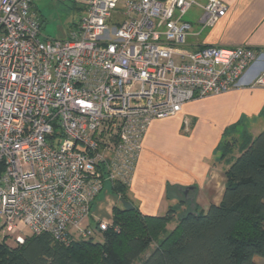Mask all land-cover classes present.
<instances>
[{
	"label": "built area",
	"instance_id": "obj_1",
	"mask_svg": "<svg viewBox=\"0 0 264 264\" xmlns=\"http://www.w3.org/2000/svg\"><path fill=\"white\" fill-rule=\"evenodd\" d=\"M63 40L42 38L33 0H0V218L5 236L62 244L111 229L95 205L131 183L145 135L195 99L239 87L264 53L204 46L221 0H77ZM198 8L193 31L186 15ZM264 88V68L252 83ZM117 231V229H115Z\"/></svg>",
	"mask_w": 264,
	"mask_h": 264
},
{
	"label": "crops",
	"instance_id": "obj_2",
	"mask_svg": "<svg viewBox=\"0 0 264 264\" xmlns=\"http://www.w3.org/2000/svg\"><path fill=\"white\" fill-rule=\"evenodd\" d=\"M221 1L228 7L227 14L203 31L200 43L264 53V0ZM205 2L200 0L201 5ZM33 5L38 15V0ZM263 68L264 62L254 65L241 85L228 93L195 99L177 115L153 121L127 188L143 215L164 216L176 209L168 225L173 230L188 213H206L220 204L226 172L245 142L264 131V88L252 85ZM228 143L232 146L227 149ZM96 211L97 207L95 214L101 218Z\"/></svg>",
	"mask_w": 264,
	"mask_h": 264
},
{
	"label": "trees",
	"instance_id": "obj_3",
	"mask_svg": "<svg viewBox=\"0 0 264 264\" xmlns=\"http://www.w3.org/2000/svg\"><path fill=\"white\" fill-rule=\"evenodd\" d=\"M226 177L220 204L206 213H188L173 230L168 225L176 209L143 215L128 185L116 183L112 192L119 203L111 229L70 244L48 234L15 247L0 241V264H259L255 257L264 259V131L245 142Z\"/></svg>",
	"mask_w": 264,
	"mask_h": 264
},
{
	"label": "rangeland",
	"instance_id": "obj_4",
	"mask_svg": "<svg viewBox=\"0 0 264 264\" xmlns=\"http://www.w3.org/2000/svg\"><path fill=\"white\" fill-rule=\"evenodd\" d=\"M39 11L38 15L42 19V38L52 40H63L67 37L74 25L78 24L84 15L81 4L77 0H38ZM202 12L198 8H193L185 17V20L193 24V31L198 32L201 26L196 22L200 18ZM205 29L204 32H207ZM110 185H107L105 190L99 196L95 208L101 216L100 219L113 218V205H117L119 200L111 190ZM108 219V220H110ZM3 221L0 218V241L6 242L7 245L15 247L23 243L27 238L32 237L31 231L27 230L24 234L15 236H5L2 230ZM255 261L259 264H264V259L255 257Z\"/></svg>",
	"mask_w": 264,
	"mask_h": 264
}]
</instances>
